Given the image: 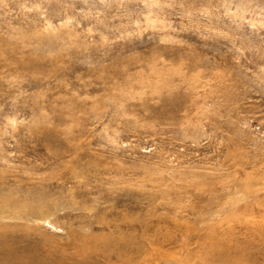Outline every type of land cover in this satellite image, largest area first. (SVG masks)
Listing matches in <instances>:
<instances>
[{"label":"rangeland","instance_id":"374dc122","mask_svg":"<svg viewBox=\"0 0 264 264\" xmlns=\"http://www.w3.org/2000/svg\"><path fill=\"white\" fill-rule=\"evenodd\" d=\"M0 264H264V0H0Z\"/></svg>","mask_w":264,"mask_h":264}]
</instances>
